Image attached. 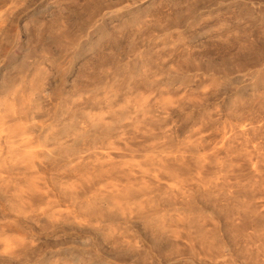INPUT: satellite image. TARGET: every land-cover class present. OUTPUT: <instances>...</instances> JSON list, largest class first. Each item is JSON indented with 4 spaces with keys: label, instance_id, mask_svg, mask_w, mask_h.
Here are the masks:
<instances>
[{
    "label": "rangeland",
    "instance_id": "374dc122",
    "mask_svg": "<svg viewBox=\"0 0 264 264\" xmlns=\"http://www.w3.org/2000/svg\"><path fill=\"white\" fill-rule=\"evenodd\" d=\"M0 104V264H264V0H0Z\"/></svg>",
    "mask_w": 264,
    "mask_h": 264
},
{
    "label": "bare ground",
    "instance_id": "6f19581e",
    "mask_svg": "<svg viewBox=\"0 0 264 264\" xmlns=\"http://www.w3.org/2000/svg\"><path fill=\"white\" fill-rule=\"evenodd\" d=\"M10 109L14 111L15 105L10 104ZM5 116H6L5 112H2L0 110V140L3 139L2 142L5 144L3 150L4 153L2 154L4 157L0 159V163L3 165H7V164L11 165L21 160V158L17 156V151L13 147V145H15V140H13L14 136H11L10 134L8 135L6 134V136L4 135V132L8 133L7 131H10V126L5 119ZM21 142H22L21 147L23 148L25 154L33 153L31 150L32 143L28 139H23ZM47 155H50L49 152H47ZM8 246L9 245H7V247Z\"/></svg>",
    "mask_w": 264,
    "mask_h": 264
}]
</instances>
